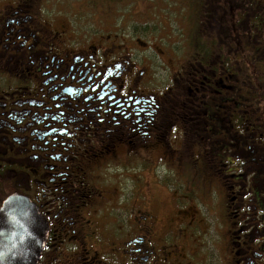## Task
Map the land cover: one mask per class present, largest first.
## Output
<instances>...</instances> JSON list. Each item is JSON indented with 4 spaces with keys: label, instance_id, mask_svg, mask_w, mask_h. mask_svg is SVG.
I'll list each match as a JSON object with an SVG mask.
<instances>
[{
    "label": "flooded vegetation",
    "instance_id": "1",
    "mask_svg": "<svg viewBox=\"0 0 264 264\" xmlns=\"http://www.w3.org/2000/svg\"><path fill=\"white\" fill-rule=\"evenodd\" d=\"M42 11L0 4V207L13 192L37 205V264H264V40L245 52L236 32L227 66L113 29L54 28ZM133 155L144 178L126 175ZM160 165L175 208L153 199ZM212 217L230 227L213 236Z\"/></svg>",
    "mask_w": 264,
    "mask_h": 264
},
{
    "label": "rangeland",
    "instance_id": "2",
    "mask_svg": "<svg viewBox=\"0 0 264 264\" xmlns=\"http://www.w3.org/2000/svg\"><path fill=\"white\" fill-rule=\"evenodd\" d=\"M4 3V0H0ZM7 1V0H6ZM226 3L225 0H221ZM233 7L235 8L236 24L240 26L241 35L243 37H254L251 31V22L253 19H258L256 15L261 14L264 16V0H233ZM207 0H123L121 2H89L88 0H37L39 8L42 11V15L46 17L54 28L69 29V32L78 35L90 34L91 32L105 33L113 29L120 33L124 38L131 39L137 37L142 41H145L152 46L157 45V48L165 50V54H169L172 50L183 51L194 50L196 48L202 49V57L206 55L210 56L216 52L220 44L212 45L202 31V22L205 21L204 15L200 12L205 9ZM253 5L261 7L256 11ZM239 6L243 10L247 11L248 19L243 16L240 11H237L236 7ZM222 12L218 9L217 13ZM256 14L252 15L251 14ZM71 25L72 27L70 28ZM216 25V24H215ZM201 29V31H200ZM71 30V31H70ZM205 30V29H204ZM247 31V34L246 32ZM260 35V34H259ZM260 39V38H259ZM257 39L258 41H260ZM255 38V42L257 44ZM147 59H151L152 49L143 53ZM192 146H188V151L194 152L199 150L198 144L191 142ZM157 159L154 158V162ZM164 161H160L158 164H163ZM147 167L136 162V158L133 155V160L126 166V175L133 177L132 175H138L143 177L146 175ZM171 169L169 165H160L155 173L158 177V182L155 186L151 187L153 192V199L161 201L160 206L164 205L169 208H175L172 206L174 199L170 194L174 193V187L170 186V180L167 179ZM174 177V175H170ZM144 178V177H143ZM218 190H223L219 184ZM209 187V180H207L206 188ZM217 190V191H218ZM188 191L196 192L188 185L180 186L179 195L183 199L193 200L197 203L200 211H207L208 207H212L211 203H207V206H203L199 197L191 195L189 197ZM204 191V190H203ZM208 192L207 190H205ZM227 192H230L227 190ZM211 193V192H210ZM210 193L207 195L210 198ZM195 194V193H194ZM152 197V196H151ZM218 195L216 196V198ZM157 198V199H156ZM202 200V196L200 197ZM220 198L217 205H219ZM214 204V203H213ZM189 214L193 211H198L196 207L185 208ZM197 214V212H196ZM195 214V215H196ZM206 218V217H205ZM207 225L210 226V232L213 236L221 235L220 233L230 227V223L227 222L220 226L221 220L215 221V218H207ZM220 231V232H218Z\"/></svg>",
    "mask_w": 264,
    "mask_h": 264
},
{
    "label": "water",
    "instance_id": "3",
    "mask_svg": "<svg viewBox=\"0 0 264 264\" xmlns=\"http://www.w3.org/2000/svg\"><path fill=\"white\" fill-rule=\"evenodd\" d=\"M48 224L31 198L10 194L0 207V264H37Z\"/></svg>",
    "mask_w": 264,
    "mask_h": 264
},
{
    "label": "trees",
    "instance_id": "4",
    "mask_svg": "<svg viewBox=\"0 0 264 264\" xmlns=\"http://www.w3.org/2000/svg\"><path fill=\"white\" fill-rule=\"evenodd\" d=\"M121 2L123 0H93V2H105V3H111L112 2ZM92 2V0H88V3ZM225 4L221 0H207L205 9L202 10V14L204 15L205 21L202 22V31L203 34L207 37V40L212 44H220L218 46V49L216 52L212 53L210 56L206 55V57H202V60L205 59H212L213 61L218 60L221 56L223 57V62L227 66L231 63V57L234 51L235 46V40L236 32L238 33L237 39L240 41V50L247 51V43L250 40H256L259 39L260 45H262V41L264 40V16L261 14H251L256 15L258 19H253L251 22V31L254 34L255 38L252 37H243L241 35V28L238 24H236L235 19V8L232 6L234 1L233 0H225ZM235 4V3H234ZM256 9H260L261 7L253 5ZM218 9L222 10V12L217 13ZM237 11H240L242 15L248 19L247 11L245 9L243 10L239 6L236 7ZM249 20V19H248ZM251 21V20H249ZM216 24V25H215ZM205 29V30H204ZM247 34V31H245ZM260 34V35H259ZM259 50L261 51L259 54ZM255 53V64H257V61L264 60V47L262 49H259Z\"/></svg>",
    "mask_w": 264,
    "mask_h": 264
}]
</instances>
